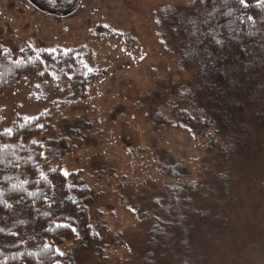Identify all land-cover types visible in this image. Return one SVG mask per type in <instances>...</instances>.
Segmentation results:
<instances>
[{"label":"rangeland","instance_id":"1","mask_svg":"<svg viewBox=\"0 0 264 264\" xmlns=\"http://www.w3.org/2000/svg\"><path fill=\"white\" fill-rule=\"evenodd\" d=\"M190 1L78 0L72 11L55 13L31 0H0V45L14 58L27 46L81 48L86 64L102 71L76 101L68 99L65 70L53 71L56 85L29 75L0 94V132L16 115L63 103L39 139L53 166L84 170L79 183L89 187L90 223L104 250L80 231L78 241L59 245L63 264H264V126L225 159L208 146L207 133L176 121L171 102L193 71L180 66L159 10ZM180 169L189 176H171ZM191 180L192 209L172 206L169 185ZM55 203V215H75Z\"/></svg>","mask_w":264,"mask_h":264},{"label":"trees","instance_id":"2","mask_svg":"<svg viewBox=\"0 0 264 264\" xmlns=\"http://www.w3.org/2000/svg\"><path fill=\"white\" fill-rule=\"evenodd\" d=\"M31 1L55 13L70 12L78 3ZM159 17L174 40L180 66L193 71L185 91L171 102L176 121L194 133H207L208 146L225 159L241 152L247 136L264 126V0H191L183 7H162ZM80 49L27 46L14 58L0 45V94L29 75L56 85L53 71L65 70L68 99L78 100L102 73L86 64ZM61 105L52 103L34 117L16 115L11 127L0 132V222L9 223L0 226V264H63L59 245L78 241L80 231L104 255L90 223L89 187L79 183L84 170L65 175L61 165H52L54 156H48L49 148L39 139ZM171 176L185 179L189 173L180 169ZM195 183L169 185L172 206L192 209ZM57 198L59 208L75 215H55ZM29 227L33 231L27 232ZM182 237V244L192 247L187 231Z\"/></svg>","mask_w":264,"mask_h":264},{"label":"snow or ice","instance_id":"3","mask_svg":"<svg viewBox=\"0 0 264 264\" xmlns=\"http://www.w3.org/2000/svg\"><path fill=\"white\" fill-rule=\"evenodd\" d=\"M65 175H67V173H65Z\"/></svg>","mask_w":264,"mask_h":264},{"label":"water","instance_id":"4","mask_svg":"<svg viewBox=\"0 0 264 264\" xmlns=\"http://www.w3.org/2000/svg\"><path fill=\"white\" fill-rule=\"evenodd\" d=\"M78 4V3H77Z\"/></svg>","mask_w":264,"mask_h":264}]
</instances>
